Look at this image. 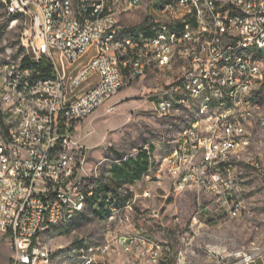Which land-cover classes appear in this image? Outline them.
Listing matches in <instances>:
<instances>
[{"label":"built area","instance_id":"built-area-1","mask_svg":"<svg viewBox=\"0 0 264 264\" xmlns=\"http://www.w3.org/2000/svg\"><path fill=\"white\" fill-rule=\"evenodd\" d=\"M2 2L18 15L13 23L22 16L31 24L22 53L0 50V233L11 238L12 264H51L42 234L98 204L99 180L83 173V147L74 130L122 89L156 71L173 77L158 90L155 112L184 116L186 123L160 166L151 162L143 176L168 180L177 193L204 190L228 213L240 212L232 174L250 143L248 127L264 82V0ZM144 2L146 24L124 28L121 17ZM25 55L33 63H51V74L25 66ZM85 57L88 62L69 74V66ZM94 75L93 84L76 94ZM249 164L264 179V156ZM108 196L105 242L80 248L78 264H100L118 249L161 264L164 244L122 231L132 222V202L122 206ZM189 240L183 237L186 245ZM175 264H188L184 246Z\"/></svg>","mask_w":264,"mask_h":264},{"label":"rangeland","instance_id":"rangeland-1","mask_svg":"<svg viewBox=\"0 0 264 264\" xmlns=\"http://www.w3.org/2000/svg\"><path fill=\"white\" fill-rule=\"evenodd\" d=\"M148 11L144 2L131 14L123 15L121 25L127 30L143 27L148 21ZM13 20L0 0V50L4 54L7 48L18 51L25 32L31 28L25 17L20 16L16 23ZM88 60L85 57L69 66L68 73ZM59 67L62 68L61 63ZM168 77L173 74L156 71L154 76L137 80L77 124L74 139L83 147V173L107 181L110 188L123 196L122 206L129 200L132 202V222L122 227L123 232H139L164 245H168L165 242L168 240L167 260L161 264H175L177 252L183 246L188 264H264V179L249 164L252 158L264 156V82L257 93L259 108L248 127L250 143L240 159L234 161V198L241 203L237 214L228 213L222 201L204 190L177 193L167 180L160 183L143 176L121 186L111 181L113 168L122 160L149 149L150 162L159 167L157 161L161 162L175 145L186 123L184 116L165 117L154 110L158 90ZM97 78L98 75L92 76L75 93L88 89ZM146 190L152 192V197L143 196ZM174 202L168 209L167 205ZM107 207L100 212L103 214ZM106 228L107 222L89 208L70 223L44 232L41 241L50 250L51 264H78L80 248L105 242ZM186 235L190 236L188 245L183 241ZM12 254L10 236L0 233V264H12ZM250 255L253 260L246 262L245 257ZM100 264L149 263L146 258H132L118 249Z\"/></svg>","mask_w":264,"mask_h":264},{"label":"trees","instance_id":"trees-1","mask_svg":"<svg viewBox=\"0 0 264 264\" xmlns=\"http://www.w3.org/2000/svg\"><path fill=\"white\" fill-rule=\"evenodd\" d=\"M14 18L18 17V15H12ZM24 51L23 47H20L18 50V54L22 53ZM23 64L25 66L34 67L38 66L43 71V75L48 76L51 74V63L41 60L39 63H33L30 61L29 57L27 55L23 58ZM150 155L148 153V150H142L136 155L132 156L131 158H128L127 160H122L120 165H117L112 170V176L111 181H116L119 186L124 185L127 182H135L138 180H141L143 175L149 170L150 166ZM116 189L110 188V184L105 181L102 182L101 180L98 181V196H101L100 201L96 200L98 205L95 207L92 206L93 202H91L92 205L88 207L93 210V212L100 218L105 219L109 215V204L110 202L107 200L109 193H111V198L117 201L120 205H122L123 196L120 195L118 192L115 191ZM101 209H100V207ZM106 206L107 209L104 210L103 214L100 212L103 208ZM83 214V213H82ZM81 214V215H82Z\"/></svg>","mask_w":264,"mask_h":264},{"label":"crops","instance_id":"crops-1","mask_svg":"<svg viewBox=\"0 0 264 264\" xmlns=\"http://www.w3.org/2000/svg\"><path fill=\"white\" fill-rule=\"evenodd\" d=\"M148 153H149V155L151 154L150 153V151L148 150ZM150 161H151V156H150ZM150 164H151V162H150ZM168 181V180H167ZM164 182H166V181H164ZM163 183V182H162ZM166 197V196H165ZM175 205V202L174 203H170V204H168L167 206H168V209H171L173 206ZM157 212V211H156ZM159 213V212H158ZM159 215V214H158ZM168 245H164V247H165V249H169V242H168V240H166L165 241ZM166 256H167V252H166V250H165V259H164V261H166L167 259H166ZM134 258H138V259H140L141 257H139V256H135Z\"/></svg>","mask_w":264,"mask_h":264}]
</instances>
